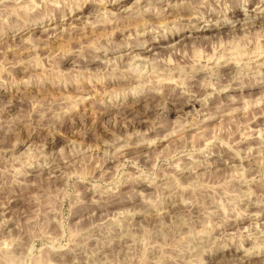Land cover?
Masks as SVG:
<instances>
[{"label":"clouds","instance_id":"clouds-1","mask_svg":"<svg viewBox=\"0 0 264 264\" xmlns=\"http://www.w3.org/2000/svg\"><path fill=\"white\" fill-rule=\"evenodd\" d=\"M0 264H264V0H0Z\"/></svg>","mask_w":264,"mask_h":264}]
</instances>
